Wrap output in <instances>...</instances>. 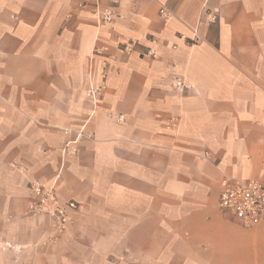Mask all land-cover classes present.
Wrapping results in <instances>:
<instances>
[{"label": "crops", "instance_id": "0c3cea01", "mask_svg": "<svg viewBox=\"0 0 264 264\" xmlns=\"http://www.w3.org/2000/svg\"><path fill=\"white\" fill-rule=\"evenodd\" d=\"M95 4L0 0V264H264V218L220 204L222 175L264 181V0ZM32 179L78 205L57 241Z\"/></svg>", "mask_w": 264, "mask_h": 264}, {"label": "built area", "instance_id": "2783aa9c", "mask_svg": "<svg viewBox=\"0 0 264 264\" xmlns=\"http://www.w3.org/2000/svg\"><path fill=\"white\" fill-rule=\"evenodd\" d=\"M117 8L118 0H108V3L96 0L92 14L100 27L112 25L118 16ZM160 12L164 16L171 13L166 7L161 8ZM209 15L211 21L218 19V14L215 12L210 11ZM197 36L198 34L196 33L195 37ZM182 38L188 40L186 36ZM189 41L195 42V38L193 40L189 39ZM151 42L153 46L149 47L146 55L156 58L158 56L156 49L158 41L152 38ZM136 43L137 41L135 40L117 41L118 46H121L125 51H132ZM94 52L102 54L100 47H95ZM100 74L102 77L101 82L91 84L87 91L88 96L93 101L98 100L99 94L106 84L107 67L105 64L101 66ZM173 84L180 92H184L189 87L180 77H177ZM88 136L91 137V134ZM77 143L78 139L66 143L63 147V153L67 155L76 154ZM30 188L35 197V202L31 209L32 212L48 215L52 219L56 236L69 230L73 222L70 210L77 209V203L75 201L62 202L54 188H46L39 179H32ZM220 204L223 209L231 212L246 226L260 221L264 218V181L257 178L239 179L226 174L222 175L220 179Z\"/></svg>", "mask_w": 264, "mask_h": 264}, {"label": "rangeland", "instance_id": "374dc122", "mask_svg": "<svg viewBox=\"0 0 264 264\" xmlns=\"http://www.w3.org/2000/svg\"><path fill=\"white\" fill-rule=\"evenodd\" d=\"M68 231V230H67ZM66 231V232H67ZM66 232H64V233H61V234H59L58 236H55L54 237V235H57L56 233H55V231H51V234L50 235H53L52 237H53V239L52 240H54V241H57V240H59ZM52 240H50V241H52ZM42 243V242H41Z\"/></svg>", "mask_w": 264, "mask_h": 264}]
</instances>
